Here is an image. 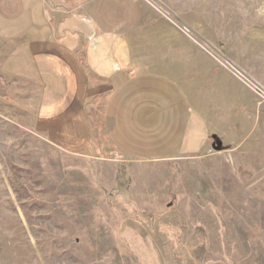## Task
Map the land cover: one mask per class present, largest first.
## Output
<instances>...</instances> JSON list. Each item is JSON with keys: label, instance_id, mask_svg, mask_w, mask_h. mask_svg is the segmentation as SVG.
<instances>
[{"label": "rangeland", "instance_id": "1", "mask_svg": "<svg viewBox=\"0 0 264 264\" xmlns=\"http://www.w3.org/2000/svg\"><path fill=\"white\" fill-rule=\"evenodd\" d=\"M141 1L168 16L174 4ZM174 2L187 32L260 76L264 0ZM0 90V264H264V132L192 157L133 159L96 113L97 148L77 156L17 124Z\"/></svg>", "mask_w": 264, "mask_h": 264}, {"label": "crops", "instance_id": "2", "mask_svg": "<svg viewBox=\"0 0 264 264\" xmlns=\"http://www.w3.org/2000/svg\"><path fill=\"white\" fill-rule=\"evenodd\" d=\"M171 1L168 16L141 0H0V88L5 105L20 110L17 124L77 156L97 148L96 113L133 159L257 142L264 48L260 76L250 63L243 75L190 23L187 32ZM247 30L251 47L252 19Z\"/></svg>", "mask_w": 264, "mask_h": 264}]
</instances>
